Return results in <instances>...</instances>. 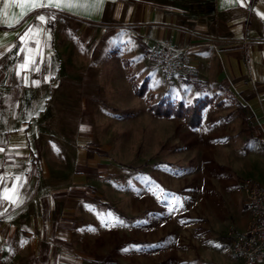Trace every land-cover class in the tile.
Returning a JSON list of instances; mask_svg holds the SVG:
<instances>
[{
  "label": "rangeland",
  "instance_id": "374dc122",
  "mask_svg": "<svg viewBox=\"0 0 264 264\" xmlns=\"http://www.w3.org/2000/svg\"><path fill=\"white\" fill-rule=\"evenodd\" d=\"M45 14L58 37L95 32L92 23L76 33L81 24L75 20L58 11ZM96 48L79 50L94 55ZM109 48L101 53L115 55L112 62L92 56L60 77L48 111L61 145L48 148V164L62 157L73 170L61 181L83 180L74 214L79 246L93 254L94 264H237L229 239L246 209L245 175L225 158L240 154L242 145L247 155L251 141L240 136L250 127L236 126L241 113L231 109L235 100L187 72L168 74L150 57L130 60L122 49ZM192 105L198 108L195 126L177 115ZM224 133L227 141H221ZM220 155L224 165L214 164Z\"/></svg>",
  "mask_w": 264,
  "mask_h": 264
},
{
  "label": "crops",
  "instance_id": "0c3cea01",
  "mask_svg": "<svg viewBox=\"0 0 264 264\" xmlns=\"http://www.w3.org/2000/svg\"><path fill=\"white\" fill-rule=\"evenodd\" d=\"M75 2L71 11H30L31 5L22 0H9L4 10L0 3V264H94L93 254L78 244L75 225L83 180L61 181V175L73 170L62 157L55 166L47 162L48 148H61L48 111L66 72L83 68L92 56L94 61L114 60L115 55L101 53L106 46L140 62L158 45L187 49V74L213 92L232 97L231 109L241 113L236 126L250 127L248 136L240 132L243 141H251L247 155L242 145L240 154L228 153L225 160L231 156L232 167L243 178L264 187V18L258 15L264 13V0H244L243 6L237 0ZM50 10L81 24L76 33L88 23L95 32L88 38L84 32L80 39L58 37L59 28L36 19H48L45 13ZM28 28L31 32L21 40ZM90 44L97 47L94 55L80 52L79 47ZM228 138L227 133L221 135V141ZM80 154L76 149V157ZM223 158L215 156L214 164L224 165ZM248 222L246 207L230 239ZM235 255L237 264H245Z\"/></svg>",
  "mask_w": 264,
  "mask_h": 264
},
{
  "label": "built area",
  "instance_id": "2783aa9c",
  "mask_svg": "<svg viewBox=\"0 0 264 264\" xmlns=\"http://www.w3.org/2000/svg\"><path fill=\"white\" fill-rule=\"evenodd\" d=\"M150 58L160 63L168 74L189 71L187 49L158 45L151 49ZM240 187L249 211V222L244 231L232 236L230 247L245 264L264 263V187L251 177L243 178Z\"/></svg>",
  "mask_w": 264,
  "mask_h": 264
},
{
  "label": "snow or ice",
  "instance_id": "6c2138e0",
  "mask_svg": "<svg viewBox=\"0 0 264 264\" xmlns=\"http://www.w3.org/2000/svg\"><path fill=\"white\" fill-rule=\"evenodd\" d=\"M13 3H19L21 0H12ZM24 3H29L31 5V8L29 9L34 10L35 8H44V7H55L60 11L69 10L71 11L74 7L77 6L75 0H22ZM98 3H102V0H97ZM243 6L244 0H237ZM0 3H3L4 10H7L9 7V0H0ZM23 15V13L21 14ZM258 15H261L262 18H264V13H258ZM39 21L42 23H47L48 19L45 18L43 15H38L36 17ZM49 19H55V17H51ZM31 32V28L26 29L23 36H21V40L25 38V36L28 35V33ZM0 151H3V149H0ZM7 192V189L5 190ZM5 198H8L5 196ZM184 223V221H182ZM127 251V249H125Z\"/></svg>",
  "mask_w": 264,
  "mask_h": 264
},
{
  "label": "trees",
  "instance_id": "16d2710c",
  "mask_svg": "<svg viewBox=\"0 0 264 264\" xmlns=\"http://www.w3.org/2000/svg\"><path fill=\"white\" fill-rule=\"evenodd\" d=\"M138 94L141 95L143 94V90L142 91H138ZM182 108V111L181 113L180 112H177V115L184 118V120L192 125V126H195L198 124L199 122V116H198V108L196 105H192L190 107H183L181 106ZM158 114H161V115H169V111H161L160 109H158L157 111Z\"/></svg>",
  "mask_w": 264,
  "mask_h": 264
}]
</instances>
